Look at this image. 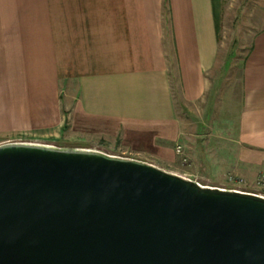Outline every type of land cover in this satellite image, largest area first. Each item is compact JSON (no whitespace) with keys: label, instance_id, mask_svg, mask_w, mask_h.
<instances>
[{"label":"crops","instance_id":"crops-1","mask_svg":"<svg viewBox=\"0 0 264 264\" xmlns=\"http://www.w3.org/2000/svg\"><path fill=\"white\" fill-rule=\"evenodd\" d=\"M214 11L216 0H0L1 143L63 133L76 144L118 139L168 165L179 144L187 160L175 93L195 106L210 90ZM236 95L224 170L254 183L264 175V27Z\"/></svg>","mask_w":264,"mask_h":264},{"label":"water","instance_id":"water-1","mask_svg":"<svg viewBox=\"0 0 264 264\" xmlns=\"http://www.w3.org/2000/svg\"><path fill=\"white\" fill-rule=\"evenodd\" d=\"M0 264H264V195L97 148L2 142Z\"/></svg>","mask_w":264,"mask_h":264},{"label":"rangeland","instance_id":"rangeland-1","mask_svg":"<svg viewBox=\"0 0 264 264\" xmlns=\"http://www.w3.org/2000/svg\"><path fill=\"white\" fill-rule=\"evenodd\" d=\"M216 12L220 49L216 68L209 76L210 90L195 106L186 104L175 93L176 111L182 125L179 143L185 148L187 160L182 161L178 155L173 165L151 163L168 171L189 173L203 184L227 186L228 176L232 174L224 170L229 154L227 141L232 140L234 134L228 120L229 111L233 110V99L240 89L241 64L253 36L264 27V0H216ZM61 134L53 144L97 148L136 157L123 150L118 139L109 142L83 139V146L71 141L67 134Z\"/></svg>","mask_w":264,"mask_h":264},{"label":"built area","instance_id":"built-area-1","mask_svg":"<svg viewBox=\"0 0 264 264\" xmlns=\"http://www.w3.org/2000/svg\"><path fill=\"white\" fill-rule=\"evenodd\" d=\"M175 152L178 155H181L182 147L179 144L175 146ZM182 160L185 161L186 159L183 157ZM228 181L229 182L227 186L225 185H217V186L225 187V188H232V189L241 190V191H249V192H254V193L264 195V175L263 174L259 175L254 181V183L252 184H246L243 178L236 176L234 174H230L228 176Z\"/></svg>","mask_w":264,"mask_h":264},{"label":"trees","instance_id":"trees-1","mask_svg":"<svg viewBox=\"0 0 264 264\" xmlns=\"http://www.w3.org/2000/svg\"><path fill=\"white\" fill-rule=\"evenodd\" d=\"M214 16H215V19H216V22H217V12L214 11ZM216 27H217V23H216Z\"/></svg>","mask_w":264,"mask_h":264}]
</instances>
